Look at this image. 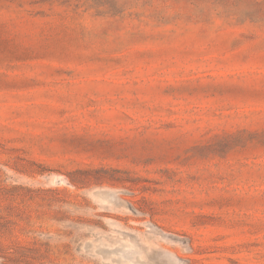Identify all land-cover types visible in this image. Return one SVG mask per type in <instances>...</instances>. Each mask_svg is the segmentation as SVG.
<instances>
[{
	"label": "rangeland",
	"instance_id": "obj_1",
	"mask_svg": "<svg viewBox=\"0 0 264 264\" xmlns=\"http://www.w3.org/2000/svg\"><path fill=\"white\" fill-rule=\"evenodd\" d=\"M0 264H264V0H0Z\"/></svg>",
	"mask_w": 264,
	"mask_h": 264
}]
</instances>
